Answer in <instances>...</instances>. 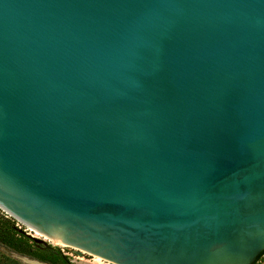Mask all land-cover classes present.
<instances>
[{
	"label": "water",
	"instance_id": "obj_1",
	"mask_svg": "<svg viewBox=\"0 0 264 264\" xmlns=\"http://www.w3.org/2000/svg\"><path fill=\"white\" fill-rule=\"evenodd\" d=\"M0 208L106 264H254L264 0H0Z\"/></svg>",
	"mask_w": 264,
	"mask_h": 264
},
{
	"label": "rangeland",
	"instance_id": "obj_2",
	"mask_svg": "<svg viewBox=\"0 0 264 264\" xmlns=\"http://www.w3.org/2000/svg\"><path fill=\"white\" fill-rule=\"evenodd\" d=\"M11 218H14V217H12L10 214H8L7 212H5L4 210L0 208V224L1 225H10L11 222H6V219L12 220ZM14 225L19 235L30 236L27 239L32 244L34 250L36 249L45 250L46 248H49L50 246L52 248L57 247L61 253H63L64 255L68 257L69 261L72 264H106L102 260L98 261L95 256H92L86 253H79L77 250L66 247V246H57L53 244L52 241L36 234L28 226L18 221L17 219H15ZM9 258H13L17 260L19 264H35V262L33 261H36V262L39 261L44 264H51L49 262H43L36 258L16 252L10 249L9 247H7V245L0 242V264H13ZM58 264H62V263L59 262ZM257 264H264V255L259 259Z\"/></svg>",
	"mask_w": 264,
	"mask_h": 264
},
{
	"label": "trees",
	"instance_id": "obj_3",
	"mask_svg": "<svg viewBox=\"0 0 264 264\" xmlns=\"http://www.w3.org/2000/svg\"><path fill=\"white\" fill-rule=\"evenodd\" d=\"M12 220L6 219V222H11L10 225H1L0 224V242L7 245L10 249L19 252L23 255H27L33 258H36L43 262H49L51 264H58L59 262L62 264H72L68 257L61 253L59 249L46 248L45 250L36 249L34 250L32 244L29 242L27 238L30 236L19 235L17 233V229L15 228L14 222L15 219ZM264 255V252L258 257L257 261L254 264H257L259 259ZM13 264H19L17 260L13 258H9Z\"/></svg>",
	"mask_w": 264,
	"mask_h": 264
},
{
	"label": "bare ground",
	"instance_id": "obj_4",
	"mask_svg": "<svg viewBox=\"0 0 264 264\" xmlns=\"http://www.w3.org/2000/svg\"><path fill=\"white\" fill-rule=\"evenodd\" d=\"M30 228V227H29ZM31 230H33L32 228H30ZM36 234H38V235H40V236H42L41 234H39L38 232H36L35 230H33ZM42 237H44V236H42ZM45 238V237H44ZM47 239V238H46ZM54 244H58V243H55V242H53ZM58 245H60V244H58ZM60 246H63V245H60ZM97 258V257H96ZM97 260L98 261H101L99 258H97ZM33 262H36V261H33Z\"/></svg>",
	"mask_w": 264,
	"mask_h": 264
}]
</instances>
